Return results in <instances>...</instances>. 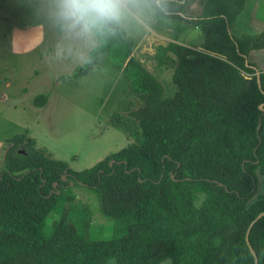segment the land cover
<instances>
[{"label": "trees", "instance_id": "obj_1", "mask_svg": "<svg viewBox=\"0 0 264 264\" xmlns=\"http://www.w3.org/2000/svg\"><path fill=\"white\" fill-rule=\"evenodd\" d=\"M247 3L208 0L198 18L171 16L199 27L204 41L199 47L166 45L163 63L177 86L169 94L134 56L132 35L101 41L93 57L110 52L123 69L140 101L131 112L139 131L93 167L74 170L24 133L7 140L0 171V264H109L112 258L117 264L168 258L172 264H255L246 233L264 211V192L256 195L258 171L264 175V70L261 89L250 53L264 49V31H232ZM96 63L78 68L74 77ZM47 100L39 94L34 103ZM71 181L96 193L110 238L90 239L69 218L83 204L66 192ZM89 216L90 224H98ZM250 242L264 264V217L254 224Z\"/></svg>", "mask_w": 264, "mask_h": 264}, {"label": "rangeland", "instance_id": "obj_2", "mask_svg": "<svg viewBox=\"0 0 264 264\" xmlns=\"http://www.w3.org/2000/svg\"><path fill=\"white\" fill-rule=\"evenodd\" d=\"M205 1L207 3L208 0ZM188 4L185 16L196 17L204 12L202 0H189ZM247 4L249 8L246 6L244 9L242 19L249 22V26L242 25L237 30L235 23L237 36L244 32L257 34L264 31V0H248ZM12 9L17 15H12ZM14 17L23 29L41 34L45 30L54 32L53 27L35 10L34 0H0V20L4 19L0 22V141L3 142L0 147V171L9 148L6 142L17 134L24 133L34 138L37 148L45 149L53 158L67 161L72 169L78 171L93 167L133 142L139 129L131 112L140 106V101L130 93L129 80L123 69L115 64L110 52L93 57L101 41L94 47L80 46L79 53L74 56L57 55V47L48 51L46 46L41 50L42 58L37 56L32 63L33 68L41 63L38 72L32 75V70L26 69L29 56L15 54L14 39L10 40V33L16 25ZM151 31L154 43L139 46L134 56L162 81L169 94L176 91L177 86L172 81L173 70H167L163 63L167 55L164 46L176 41L199 47L204 41V34L199 27L186 20L159 15L146 26L127 32L135 38L137 45V41ZM163 39L167 41L160 43ZM250 54L257 67L264 70V49ZM93 59L97 63L88 73L74 77L78 68L88 65ZM39 94L48 96L47 103L40 107L34 103ZM114 114L116 117L111 123ZM26 142L20 147L21 152L27 150ZM70 186L66 192H73L83 201L80 209L70 212L69 218L76 228L90 239L110 238L107 218L96 208L99 207V200L93 189L83 185L72 187L71 183ZM262 192L264 175L258 171L256 195ZM90 214L98 224L89 223ZM54 219L55 212H52L47 228ZM109 264H117L116 259H110ZM160 264H172V260L168 258Z\"/></svg>", "mask_w": 264, "mask_h": 264}, {"label": "clouds", "instance_id": "obj_3", "mask_svg": "<svg viewBox=\"0 0 264 264\" xmlns=\"http://www.w3.org/2000/svg\"><path fill=\"white\" fill-rule=\"evenodd\" d=\"M189 0H34L35 10L62 41L57 55L74 56L80 46L146 26L157 15L184 16Z\"/></svg>", "mask_w": 264, "mask_h": 264}, {"label": "crops", "instance_id": "obj_4", "mask_svg": "<svg viewBox=\"0 0 264 264\" xmlns=\"http://www.w3.org/2000/svg\"><path fill=\"white\" fill-rule=\"evenodd\" d=\"M12 15L13 16L17 15L15 10H13V9H12ZM3 20H0V22ZM14 21H15L16 25H14L15 27L12 29V31L10 33V40L14 39V45L16 47L15 54L22 55L23 57H25V55L29 56V58L26 59L27 62H29V65L26 67V69H31L32 75H33L35 72H38V69L40 68L41 63H37L38 66L35 68L32 67V63H35V61L37 60V56H39L40 59L42 58V51L41 50H43L46 46L48 48V51H50V49L52 50L53 47L58 48V46L60 45V44H58V42L60 41V39H62V37H61L59 32L57 33L55 31L54 28H53V31H54L53 33H49V32H47V30H45L44 34L35 33V32H33V30L23 29L22 27H19L18 21L15 17H14ZM235 23H236L237 30L240 29V27L242 25H245L246 27L249 26V22H247L246 20H243L242 16L237 18ZM235 23H234V25H235ZM232 31H234V33L236 32L234 30V26L232 27ZM248 32H250V31H248ZM252 33H254V32H252ZM151 34H152V31L150 32V34L146 33L145 38L141 39V41L140 40L137 41V45H136V48H135L133 54L136 55V50L139 48V46H145L146 47L149 44L154 43L155 40ZM4 35L7 36L8 34L4 33ZM56 39H57V41H56ZM163 41H167V39H163L160 43H162ZM165 47L166 46H164V48ZM57 50L58 49H56L55 51H57ZM255 51L256 50H253V52H255ZM22 52H23V54H18V53H22ZM38 107H40V106H38ZM2 143L3 142L0 141V147H1Z\"/></svg>", "mask_w": 264, "mask_h": 264}, {"label": "water", "instance_id": "obj_5", "mask_svg": "<svg viewBox=\"0 0 264 264\" xmlns=\"http://www.w3.org/2000/svg\"><path fill=\"white\" fill-rule=\"evenodd\" d=\"M183 17H186L185 14ZM248 59H246V64H248ZM255 69H256V73H257V78H258V85L259 87L262 89V83H261V79H260V74H261V71L260 69L257 67V66H253ZM260 110L263 111L264 113V103H262L260 106H259ZM261 128V121L260 123L258 124V130ZM113 164V162L111 163ZM63 180H67V175H63ZM71 185H74V182L71 181L70 182ZM54 186H57V182L54 183ZM262 217H264V211L259 213L256 218L250 223L248 229H247V233H246V241H247V244L251 250V253L253 254L254 258H255V264H258L259 260H258V257H257V254H256V251L254 250L253 246L251 245V242H250V233H251V230L254 226V224L259 220L261 219Z\"/></svg>", "mask_w": 264, "mask_h": 264}, {"label": "flooded vegetation", "instance_id": "obj_6", "mask_svg": "<svg viewBox=\"0 0 264 264\" xmlns=\"http://www.w3.org/2000/svg\"><path fill=\"white\" fill-rule=\"evenodd\" d=\"M204 1L205 0H202V3L204 4ZM189 5V4H188ZM185 10H186V8H185ZM185 14V13H184ZM202 14H200V15H198V16H196V17H194V16H186L187 18H198L199 16H201ZM185 17V18H186Z\"/></svg>", "mask_w": 264, "mask_h": 264}]
</instances>
